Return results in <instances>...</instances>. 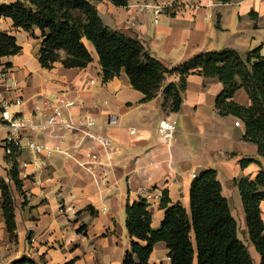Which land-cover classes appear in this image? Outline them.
Segmentation results:
<instances>
[{
  "label": "crops",
  "instance_id": "0c3cea01",
  "mask_svg": "<svg viewBox=\"0 0 264 264\" xmlns=\"http://www.w3.org/2000/svg\"><path fill=\"white\" fill-rule=\"evenodd\" d=\"M15 1L0 0V5ZM90 1L106 25L138 38L168 66L225 48L246 54L260 47L264 56V0H196V8H164L158 23H154L152 11H138L137 5L146 0H131L127 7L110 0ZM151 1L169 5L176 0ZM0 30L14 35L22 47L21 52L0 62V69L9 68L17 79V95L23 98L21 105L8 108L10 113L44 119L45 101L64 95L68 101H75L68 110L75 120L83 115L92 117L97 126L87 130L109 137L118 147L108 157L101 146L84 137L83 131L63 127L31 139L67 150L72 157L59 151L35 153L26 147L24 139L17 155L22 192L9 181L10 170L0 171L13 187L17 224V238L11 240L0 202V264H14L23 256L40 264H123L133 240L126 226V207L140 198V189L166 190L173 203L181 202L189 211L193 173L210 168L217 170L222 193L243 228V240L248 241L246 215L235 179H254L261 170L256 162L242 167V158H257L263 165L264 158L256 144L245 140L244 123L235 125L240 118L223 115L216 107L217 96L224 89L218 78L191 74L181 109L171 111L163 107L161 93L144 102V94L132 86L124 69L104 81L99 56L87 40L93 55L87 67L67 68L56 62L46 68L38 59L42 38H33L31 32L15 27L11 18L0 20ZM35 34L40 36V30L35 29ZM178 81L179 76L171 75L165 84ZM5 89L0 86V103L4 96L8 100L15 96ZM234 100L244 106L251 103L244 88L237 90ZM112 114L118 116V125L109 124ZM166 116L177 122L169 139L160 131V121ZM132 127L135 133L130 132ZM5 136L6 131L0 129V145ZM90 145L96 146L105 163L100 167L93 164V171L87 156ZM260 206L264 219V201ZM149 210L151 225L158 228L165 215L161 200L151 203ZM249 247L259 264L260 255L251 244ZM168 253L166 242L155 243L150 264H172ZM193 264H197L196 256Z\"/></svg>",
  "mask_w": 264,
  "mask_h": 264
},
{
  "label": "trees",
  "instance_id": "16d2710c",
  "mask_svg": "<svg viewBox=\"0 0 264 264\" xmlns=\"http://www.w3.org/2000/svg\"><path fill=\"white\" fill-rule=\"evenodd\" d=\"M110 1L127 7L131 0ZM2 18H11L15 27L31 32L33 38H42L38 59L43 67L52 68L56 62L67 68L87 67L93 61L87 40L99 56L104 81L118 76L124 69L132 86L144 94V102L161 93L163 107L171 111L181 109L191 74L218 78L224 89L217 96L216 107L221 114L243 121L245 140L256 144L259 155L264 158V56L260 47L246 54L232 48L206 51L168 66L138 38L106 25L90 0H16L0 5ZM35 29L40 30V36L35 34ZM21 50L14 35L0 30V62L3 57L16 55ZM61 51L65 57L60 55ZM171 75L179 76V81L165 84ZM241 88L249 95V106L234 100ZM252 162L261 165L258 175L254 179H235L246 215L248 242L240 237L239 223L222 193L217 170L210 168L197 173L191 183L189 211L181 202L173 203L168 192L163 191L161 207L165 215L158 228L151 225L152 212L146 199L140 197L127 205L126 226L133 240L123 264H150V255L159 241L166 242L172 264H193L195 256L197 264H256L249 244L260 255L259 264H264V219L260 206L264 201V165L253 157L240 160L242 167ZM8 175L9 181L22 192L23 180L16 156ZM0 202L7 231L11 240H15L13 187L1 175ZM14 264L40 263L23 256Z\"/></svg>",
  "mask_w": 264,
  "mask_h": 264
},
{
  "label": "built area",
  "instance_id": "2783aa9c",
  "mask_svg": "<svg viewBox=\"0 0 264 264\" xmlns=\"http://www.w3.org/2000/svg\"><path fill=\"white\" fill-rule=\"evenodd\" d=\"M198 3L196 0H176L172 4L163 5L161 3L155 2H144L138 4V11L143 13L146 11H152L154 15V23L159 22V16L164 11V8H196ZM135 26V23H131ZM4 85L6 91L10 94L15 93L13 99L8 100L4 96L3 101L0 103V129L6 131V136L1 141V149L3 154L0 155V171L3 169H12L14 157L23 147V140L27 139L26 147L35 153H52L53 151H59L69 157H72L67 150H61L60 147L54 148L50 145L39 143L31 137L34 135L44 133L47 131L53 130L55 127H63L68 131H83L84 137L91 142L96 143L101 146L105 151L106 155L110 157V153L117 151L116 147L112 140L104 135L90 132L89 128L97 126V122L90 116H79L78 119H74L69 113L68 110L70 107L75 105V101H68L64 95H55L52 98H48L46 103V112L44 119L36 120L34 117H27L25 115H20L19 113H10L8 108L11 105H21L23 103V98L21 95H17L20 91V87L17 79L11 74L9 68L0 69V86ZM38 110V108H37ZM110 125H118L119 119L116 114H112L109 119ZM236 126H242L243 121L241 119L235 120ZM177 129L176 120L166 116L160 121V131L161 135L169 139L173 136L174 132ZM131 133H135L136 129L132 127L130 129ZM89 161L92 166L90 169L93 171V164L100 167L105 163L101 160L100 152L96 149V146L90 145L89 152L87 153ZM197 174L193 173L195 177ZM140 197L146 199L148 203H153L155 201L161 200L163 197V191L160 189H151L147 186H143L139 191Z\"/></svg>",
  "mask_w": 264,
  "mask_h": 264
},
{
  "label": "rangeland",
  "instance_id": "374dc122",
  "mask_svg": "<svg viewBox=\"0 0 264 264\" xmlns=\"http://www.w3.org/2000/svg\"><path fill=\"white\" fill-rule=\"evenodd\" d=\"M148 1H151V0H148ZM147 0L146 1H144V2H148ZM144 2H142V3H144ZM151 2H153V1H151ZM138 6V5H137ZM131 23H133V21L131 22ZM130 23V24H131ZM135 23V22H134ZM132 25V24H131ZM133 26V25H132ZM60 55L62 56V57H65L66 56V54H65V52H60ZM240 227V237L243 239V237H244V232H243V228L241 229V226H239ZM247 237H249V234H248V230H247ZM245 241H247V240H245ZM248 242V241H247ZM253 251V250H252ZM254 260H255V258H254Z\"/></svg>",
  "mask_w": 264,
  "mask_h": 264
}]
</instances>
